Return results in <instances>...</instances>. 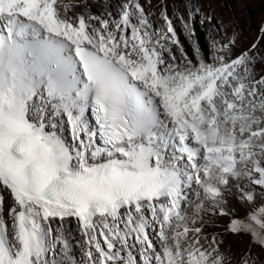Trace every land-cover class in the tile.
Returning a JSON list of instances; mask_svg holds the SVG:
<instances>
[{"label": "snow or ice", "instance_id": "obj_1", "mask_svg": "<svg viewBox=\"0 0 264 264\" xmlns=\"http://www.w3.org/2000/svg\"><path fill=\"white\" fill-rule=\"evenodd\" d=\"M57 5L0 0V185L13 197L9 228L0 195V264H226L202 213L234 215L226 196L251 204L255 186L264 192L257 57L230 59L235 37L212 38L211 61L198 44L195 62L182 47L177 57L173 22L165 13L154 29L138 0L114 30ZM228 230L264 246V205Z\"/></svg>", "mask_w": 264, "mask_h": 264}, {"label": "bare ground", "instance_id": "obj_2", "mask_svg": "<svg viewBox=\"0 0 264 264\" xmlns=\"http://www.w3.org/2000/svg\"><path fill=\"white\" fill-rule=\"evenodd\" d=\"M138 2L145 9V15L148 17L149 23L156 30L166 29L165 13L168 18L170 14L176 16L179 28L183 33L182 36H185L193 51L197 44L195 32L197 34L200 31L209 45V51L205 50L209 61H211L213 51L211 47L212 38L221 43H228L232 37H235V43L231 45V56L229 58L234 59L244 52L255 55L257 57L255 63L249 65L252 70L250 79L254 82L264 77V31H262L264 29V0H138ZM131 3L132 0H58L57 9L62 18L66 16L69 20L77 18L81 14L86 18L98 16L101 19H107L109 28L114 30L115 26L112 21H119L125 4ZM129 11H132V8H129ZM185 21L191 25L194 31V35L191 37L184 27ZM135 22V17H133V23ZM0 25L2 27L3 24L0 23ZM90 26L100 27L97 20H91ZM173 28L179 45L168 43L167 46L173 49L175 56L180 57L179 48L182 46L183 38L181 39V34L177 30L178 27L174 23ZM124 34L129 36L130 29H126ZM254 44L256 45L255 49L252 48ZM165 55L167 56V54ZM193 61L195 62V59ZM237 71L243 73L244 68L240 67ZM256 99L258 101L259 98ZM63 136L69 143L71 142L67 123H65L63 129ZM171 153L172 151L169 155ZM184 162V160H181L179 163L183 164ZM244 183L246 184L247 181H244ZM0 195L4 196L5 221L11 228L12 221L8 215V209L13 204V197L10 190L4 189L2 185H0ZM255 196L256 199L251 204L242 203L235 196H226L227 206L232 209L234 214L231 216L211 212L202 213L204 219L203 234L207 237L215 236L217 238L220 242V251L228 257L226 264H241L245 256L250 257L257 264H264V246L255 244L250 233L237 234L228 230L231 219H246L252 213L253 205H264V192H262L260 186H255ZM55 226H58V224ZM65 227L72 229L75 239L73 245L77 248V257L79 258V245L76 241L81 234L78 230L76 218H68ZM97 238L103 244V236L99 235V230ZM150 238L154 242L156 241L155 235ZM138 247L133 248L132 251L139 259Z\"/></svg>", "mask_w": 264, "mask_h": 264}, {"label": "rangeland", "instance_id": "obj_3", "mask_svg": "<svg viewBox=\"0 0 264 264\" xmlns=\"http://www.w3.org/2000/svg\"><path fill=\"white\" fill-rule=\"evenodd\" d=\"M169 18H170V20L175 24V26L176 27H178V31H179V33L181 34V39H182V48L184 49V52H185V54L190 58V59H195V56H194V51H193V48H192V46L190 45V43L186 40V38H185V36H182L183 35V33L181 32V29L179 28V24H178V20H177V17L176 16H174V15H172V14H170L169 15ZM200 34V35H199ZM195 35H196V38H197V44L200 46V48H201V51H202V53H204L205 54V52L206 51H209V45H208V42H207V40H206V38L204 37V36H202V34L200 33V31L199 32H197V34H196V32H195ZM205 47V48H204ZM206 50V51H205ZM192 55V56H191ZM171 151H173V150H171V149H167L166 150V155H165V157H168V156H170L169 155V153L171 152ZM184 160V159H183ZM70 228V227H69ZM72 230V229H71ZM72 234H73V232H72ZM74 235V234H73ZM74 237V236H73ZM75 239H73V241H74ZM74 248H75V250L77 249L75 246H74ZM78 251V250H77Z\"/></svg>", "mask_w": 264, "mask_h": 264}]
</instances>
